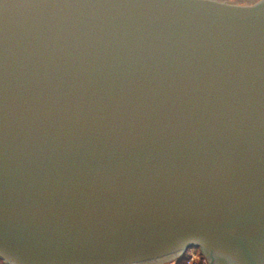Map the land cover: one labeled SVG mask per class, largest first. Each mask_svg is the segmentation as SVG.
Wrapping results in <instances>:
<instances>
[{
  "label": "water",
  "instance_id": "water-1",
  "mask_svg": "<svg viewBox=\"0 0 264 264\" xmlns=\"http://www.w3.org/2000/svg\"><path fill=\"white\" fill-rule=\"evenodd\" d=\"M264 264V0H0L5 264Z\"/></svg>",
  "mask_w": 264,
  "mask_h": 264
},
{
  "label": "built area",
  "instance_id": "built-area-1",
  "mask_svg": "<svg viewBox=\"0 0 264 264\" xmlns=\"http://www.w3.org/2000/svg\"><path fill=\"white\" fill-rule=\"evenodd\" d=\"M181 264H208V261L201 253H188Z\"/></svg>",
  "mask_w": 264,
  "mask_h": 264
},
{
  "label": "snow or ice",
  "instance_id": "snow-or-ice-1",
  "mask_svg": "<svg viewBox=\"0 0 264 264\" xmlns=\"http://www.w3.org/2000/svg\"><path fill=\"white\" fill-rule=\"evenodd\" d=\"M154 254L139 255L132 259L131 264H139L140 261L149 260L153 258Z\"/></svg>",
  "mask_w": 264,
  "mask_h": 264
},
{
  "label": "crops",
  "instance_id": "crops-1",
  "mask_svg": "<svg viewBox=\"0 0 264 264\" xmlns=\"http://www.w3.org/2000/svg\"><path fill=\"white\" fill-rule=\"evenodd\" d=\"M200 251V250H199ZM192 252V251H191ZM191 252H186V253H184L183 255H181L180 257H176V258H174L173 260H171V261H169V262H167V263H164V264H181V260H182V258L184 259V257L188 254V253H191ZM195 252H197V251H195ZM192 253H194V252H192ZM198 253H201V252H198ZM202 254V253H201Z\"/></svg>",
  "mask_w": 264,
  "mask_h": 264
},
{
  "label": "rangeland",
  "instance_id": "rangeland-1",
  "mask_svg": "<svg viewBox=\"0 0 264 264\" xmlns=\"http://www.w3.org/2000/svg\"><path fill=\"white\" fill-rule=\"evenodd\" d=\"M191 251L194 252V253L200 252L199 249L198 248H195V247L194 248H191L190 250H188V252H191ZM195 251H197V252H195Z\"/></svg>",
  "mask_w": 264,
  "mask_h": 264
},
{
  "label": "trees",
  "instance_id": "trees-1",
  "mask_svg": "<svg viewBox=\"0 0 264 264\" xmlns=\"http://www.w3.org/2000/svg\"><path fill=\"white\" fill-rule=\"evenodd\" d=\"M182 260H183V258H182ZM182 260H181V261H182ZM0 264H5V263L0 259Z\"/></svg>",
  "mask_w": 264,
  "mask_h": 264
}]
</instances>
